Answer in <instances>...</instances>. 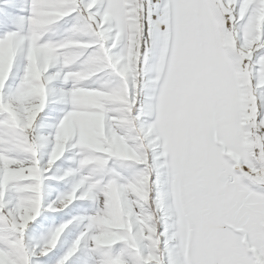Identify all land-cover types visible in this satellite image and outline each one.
Here are the masks:
<instances>
[{"label": "snow or ice", "instance_id": "obj_1", "mask_svg": "<svg viewBox=\"0 0 264 264\" xmlns=\"http://www.w3.org/2000/svg\"><path fill=\"white\" fill-rule=\"evenodd\" d=\"M0 264H264V0H0Z\"/></svg>", "mask_w": 264, "mask_h": 264}]
</instances>
